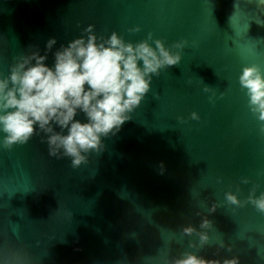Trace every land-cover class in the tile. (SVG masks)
I'll return each instance as SVG.
<instances>
[{"label":"water","instance_id":"1","mask_svg":"<svg viewBox=\"0 0 264 264\" xmlns=\"http://www.w3.org/2000/svg\"><path fill=\"white\" fill-rule=\"evenodd\" d=\"M88 25L105 39L115 31L136 43L152 33L166 47L188 44L180 64L152 77L132 118L79 168L49 156L38 128L27 144L0 147V264H17V255L19 264H165L173 232L181 243L169 246L172 256L264 264V214L225 200L226 192L245 200L253 185L264 192V133L238 79L245 66L264 71V3L0 0V78L17 57L34 48L43 55L54 37L45 61L52 67L55 51ZM136 26L140 32H129ZM75 119L87 122L79 110ZM204 218L212 241L223 238L232 252L187 247L198 237H182V228L204 231Z\"/></svg>","mask_w":264,"mask_h":264},{"label":"clouds","instance_id":"2","mask_svg":"<svg viewBox=\"0 0 264 264\" xmlns=\"http://www.w3.org/2000/svg\"><path fill=\"white\" fill-rule=\"evenodd\" d=\"M94 27L88 25L83 30L85 35L69 41L67 46L61 45L54 53L52 67L45 61L57 43L54 37L48 39L43 55L34 48L30 54L17 57L9 74L0 78V147L10 150L27 144L38 128L46 136L49 156L70 158L72 168H79L88 162V153L102 152V137L115 135L132 118L130 114L150 91L152 77L180 64L188 44L180 40L166 47L152 33L136 43L125 41L115 31L105 39L95 33ZM140 31L139 26L129 29L132 33ZM238 79L241 88L247 90L248 108L264 133V71L256 64L245 66ZM211 90L204 88L205 92ZM78 110L85 114L87 122L75 119ZM178 119L183 122L182 117ZM190 119L200 117L192 112ZM160 171H164L163 163ZM241 182L250 181L244 178ZM257 187L253 185L243 201L233 192H226L225 200L236 208L251 205L264 214V192L257 196ZM217 207L213 204L209 211L214 212ZM200 229L204 231L191 224L182 228V237H198V241L188 242L189 249L215 245L217 254L221 249L233 251V245L226 244L223 238L212 241L207 230L213 225L207 218L202 220ZM173 242L181 243L174 239V232L166 242L165 264H240L238 255L206 259L197 252L182 251L172 256L169 246ZM20 259L17 255V264Z\"/></svg>","mask_w":264,"mask_h":264}]
</instances>
